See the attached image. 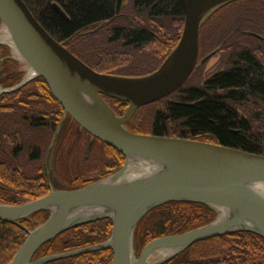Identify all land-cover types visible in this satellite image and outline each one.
Segmentation results:
<instances>
[{
  "label": "water",
  "instance_id": "water-1",
  "mask_svg": "<svg viewBox=\"0 0 264 264\" xmlns=\"http://www.w3.org/2000/svg\"><path fill=\"white\" fill-rule=\"evenodd\" d=\"M124 0H117L119 13ZM239 0H179L184 13L181 37L160 67L142 76L101 73L58 42L23 0H0V43L26 64L27 78L42 79L53 97L79 126L119 152L121 169L81 188L52 190L18 205L0 202V221L20 225L36 213L48 219L31 230L10 264H49L110 250V264H165L193 245L235 233L264 238V156L208 142L133 133L127 128L136 112L179 90L199 56L201 27L220 8ZM53 8L66 20L65 12ZM253 35V34H252ZM259 37L257 35H254ZM205 59L201 62L203 63ZM105 98L128 105L117 115ZM149 169V170H147ZM171 202L210 207L215 218L196 229L156 238L137 255L135 231L152 210ZM109 220L103 243L33 260L38 250L75 227Z\"/></svg>",
  "mask_w": 264,
  "mask_h": 264
},
{
  "label": "trees",
  "instance_id": "trees-1",
  "mask_svg": "<svg viewBox=\"0 0 264 264\" xmlns=\"http://www.w3.org/2000/svg\"><path fill=\"white\" fill-rule=\"evenodd\" d=\"M23 1L55 40L61 43L71 41L68 50L102 73L149 74L150 71L138 70L161 63L177 45L184 23L179 0H131L125 13L116 12L117 0ZM54 3L65 12L68 20L53 8ZM229 9L232 11L228 18L217 25L220 34L225 30L229 32L235 25L256 24L264 27V0H239L220 8L204 22L200 31L201 39L210 21ZM258 33L264 36V29ZM237 35L240 37V33ZM245 39L255 40L247 36ZM143 49H155L159 53H146L140 55L142 59H135L133 52ZM8 52L6 47L2 55ZM263 80L261 70L246 67L243 72L235 71L228 77L218 78L214 84L222 89L251 91L254 95L252 99L264 100ZM40 87L49 91L43 80L32 89ZM202 98L200 103L190 105L195 99ZM228 98L241 102L243 95L232 93ZM105 100L120 116L128 107L126 103L110 98ZM53 103L58 104L54 99ZM132 123L133 126L129 124L127 128L133 133L208 142L264 156V126L252 129L245 123L240 125L237 114L231 108L226 109L224 98H209L201 92H190L186 85L169 97L139 110ZM146 126L150 133H146ZM13 141L16 142L8 140L10 143ZM103 145L106 147L105 155L113 165L94 181L118 171L125 162L119 152ZM15 157L8 156L0 147V202L18 205L47 194L44 175L27 174L20 160ZM215 215L210 207L193 202H171L152 210L136 228L137 255L140 254V244L144 247L156 238L204 226ZM48 217V212L41 211L20 221V225L0 221V255H7L6 258L0 256V264H10L32 222L39 225ZM111 230L109 220L75 227L42 246L33 260L101 244L110 237ZM112 257V251L104 250L49 264H110ZM165 264H264V238L251 233L213 238L193 245Z\"/></svg>",
  "mask_w": 264,
  "mask_h": 264
},
{
  "label": "flooded vegetation",
  "instance_id": "flooded-vegetation-1",
  "mask_svg": "<svg viewBox=\"0 0 264 264\" xmlns=\"http://www.w3.org/2000/svg\"><path fill=\"white\" fill-rule=\"evenodd\" d=\"M121 12L120 10L119 13ZM263 29V26L256 24L235 25L232 26L229 37L222 41L216 38L217 25L205 32L203 39L200 33L198 60L188 81L183 85L188 83L187 89L190 92H201L209 98H224L226 109L231 108L237 114L238 123H245L252 129L264 126V100L252 99L254 95L251 91L222 89L214 83L218 78L228 77L235 71L243 72L246 67L261 70L264 74V36L258 33ZM236 33H240V37ZM235 35L237 39L234 38ZM246 36L255 40L245 39ZM70 43L68 41L65 45L67 49ZM6 47L0 43V56L5 53ZM7 48L8 54L0 57V147L8 156H16L18 159L24 156L31 163L39 162L45 157L44 177L48 193L52 190H72L79 186L83 173H88L90 167L99 164L106 153V147L65 112L50 90L42 87L32 89L42 79H33L14 92L4 93L3 90L20 84L29 74V69ZM149 49L133 52L135 59H142L140 55L144 56L146 53H159V50ZM170 52L150 73L160 67ZM215 57L219 61L209 71L203 70ZM232 93L243 95L241 102L229 99L228 96ZM53 99L58 104H52ZM203 99H195L190 105L194 106ZM134 117L127 125L133 126ZM8 140L16 142L10 143Z\"/></svg>",
  "mask_w": 264,
  "mask_h": 264
},
{
  "label": "rangeland",
  "instance_id": "rangeland-1",
  "mask_svg": "<svg viewBox=\"0 0 264 264\" xmlns=\"http://www.w3.org/2000/svg\"><path fill=\"white\" fill-rule=\"evenodd\" d=\"M131 0H124L123 1V4H122V7H121V11H125L128 10V6L130 4ZM233 9V8H232ZM232 9H229L228 11H224L223 13H221L220 15H218L216 18H214L212 21H210L209 23V26H207L206 28V33L209 31V29L213 26V25H218L221 21L224 22V18H228V16L230 15ZM124 12V13H125ZM221 22V23H222ZM220 23V24H221ZM218 30V29H217ZM215 31L216 33V38H218V40H223V39H226L227 37H229V35L231 34V30L228 32L227 30L223 31L221 34L218 32V31ZM237 34V33H236ZM237 35L234 36V38L236 39ZM147 52V51H146ZM16 58L17 55H14ZM19 60V59H18ZM219 60H218V57H215L211 63H209L208 65H205L203 70L205 71H209L210 68L212 67L213 64L217 63ZM159 64H154V65H149L147 67H144L139 71H152L154 70ZM137 72V73H138ZM130 73H133V72H130ZM123 76H131V74H124ZM188 83L186 84V87H188ZM144 112V111H143ZM148 129H146L145 131H149V127L146 126ZM146 132V133H150V132ZM107 156L104 154L103 155V158L102 160L99 162V164H96L94 167H90V170H87L88 173H83V175L81 176V179H80V184L78 187L84 185V184H89L91 182H94L95 179H97L98 177H101L104 172L107 173L108 171L107 170H110L109 167L111 165H113L111 163V159H106ZM20 164L23 166L25 172L29 175H32V176H36V175H39V174H45V169H46V158L44 157L41 161L39 162H34V163H31V161L27 160V158H25L24 156L21 157L20 159ZM100 171V172H99ZM107 171V172H106ZM31 227L28 228V230H31L33 229L34 227L37 226V223L36 222H32V225H30ZM1 257H7V255H4V254H1L0 255Z\"/></svg>",
  "mask_w": 264,
  "mask_h": 264
},
{
  "label": "built area",
  "instance_id": "built-area-1",
  "mask_svg": "<svg viewBox=\"0 0 264 264\" xmlns=\"http://www.w3.org/2000/svg\"><path fill=\"white\" fill-rule=\"evenodd\" d=\"M3 34H4V28H3L2 24L0 23V36H2ZM18 59H19V58H18ZM19 62H20L22 65L26 66L27 69H29V67H28L26 64H24L20 59H19ZM29 72H30V69H29Z\"/></svg>",
  "mask_w": 264,
  "mask_h": 264
},
{
  "label": "bare ground",
  "instance_id": "bare-ground-1",
  "mask_svg": "<svg viewBox=\"0 0 264 264\" xmlns=\"http://www.w3.org/2000/svg\"><path fill=\"white\" fill-rule=\"evenodd\" d=\"M147 170H149V169H147Z\"/></svg>",
  "mask_w": 264,
  "mask_h": 264
}]
</instances>
